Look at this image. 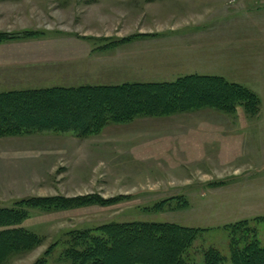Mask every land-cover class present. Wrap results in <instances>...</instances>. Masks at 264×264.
I'll return each mask as SVG.
<instances>
[{
	"label": "rangeland",
	"instance_id": "rangeland-1",
	"mask_svg": "<svg viewBox=\"0 0 264 264\" xmlns=\"http://www.w3.org/2000/svg\"><path fill=\"white\" fill-rule=\"evenodd\" d=\"M203 2L0 0V35L6 37L0 42V59L12 56L6 53L7 48L24 51L35 44H40L42 47L36 48L41 49L53 43L75 44L74 54L94 60L89 65L37 66L10 73L0 68L3 69L0 92L10 87L43 86L41 80L49 76H55V84H68L65 74L74 70L80 73L79 79L87 77L88 72L94 76L101 73L102 84L173 81L179 77L175 76L178 71L162 70L173 55L163 50L157 52L160 46L156 40L161 34L168 37L165 33L170 26L189 25L193 13L205 10ZM237 18L244 16L242 13L228 16L232 21ZM188 31L187 26L176 33ZM239 54L243 56L239 57L240 70L224 69L216 75L257 94L260 108L252 118L241 107L230 115L205 109L109 124L86 138L70 132L0 137V207L46 197L79 198L81 203L87 202L78 205V201H72L57 209H28L27 219L19 227L34 233L41 241L32 250L14 254L2 264H33L54 243L57 245L47 264H61L57 259L64 248L61 241L66 233L135 220L205 229L191 249L190 256L196 264H203L202 251L211 247L229 257L230 236L227 227H222L224 224L248 220L246 225L252 234L243 235L246 232L242 229L235 237L238 240L243 235L246 241L256 238L264 247V219L254 220L264 217V48L244 47ZM180 62L184 66L177 69L187 72L188 64ZM154 74L160 76H149ZM22 76L27 81L21 86L17 82L3 83ZM205 113L211 115L203 116ZM193 117L227 121L215 123L218 126L213 129L218 132L212 133L214 152L219 153V146L224 157L214 158L211 166H201L208 179L213 180L206 183L208 186L188 166L189 160L182 162L173 151L166 154L173 157L166 159L164 153L155 150L160 145L173 146L186 129L166 122L190 121ZM243 244L242 240L238 243L239 247Z\"/></svg>",
	"mask_w": 264,
	"mask_h": 264
},
{
	"label": "trees",
	"instance_id": "trees-1",
	"mask_svg": "<svg viewBox=\"0 0 264 264\" xmlns=\"http://www.w3.org/2000/svg\"><path fill=\"white\" fill-rule=\"evenodd\" d=\"M5 38L0 35V42ZM238 107L253 117L259 112L260 100L245 86L216 75L186 74L173 81L12 89L0 92V137L70 132L86 138L109 124L136 118L169 117L201 109L230 115ZM69 199L32 198L0 207V264L39 245L41 239L37 235L19 227L27 219L28 209H57L72 201H78V205L87 203H81L79 198ZM259 219L264 217L254 218ZM247 223L248 220H240L224 224L222 227H227L230 236L229 257L211 247L202 251L203 264H264V247L256 238L244 239L243 235L252 234ZM242 229L246 233L237 240L235 235ZM203 231L140 220L72 230L61 241L64 248L57 263L196 264L190 253ZM240 240L244 241L242 247L238 245ZM56 245H51L33 264H47Z\"/></svg>",
	"mask_w": 264,
	"mask_h": 264
},
{
	"label": "crops",
	"instance_id": "crops-1",
	"mask_svg": "<svg viewBox=\"0 0 264 264\" xmlns=\"http://www.w3.org/2000/svg\"><path fill=\"white\" fill-rule=\"evenodd\" d=\"M202 6L205 9V13H203L204 11L196 12L195 14L193 13L189 25L183 26L181 24H175L174 26H170L171 28L168 29L169 32L165 33L168 35V37L161 34V36L157 38L156 45L160 46L157 52L163 50V53L173 55V60L169 59L167 61L169 63H167L162 70H177L178 72L175 76L179 77L183 74L216 75L224 69L236 71L241 69V66L239 65V57L242 58L243 56H240L239 54L240 49L244 47L264 48V0H204ZM202 6H200L201 10L203 9ZM191 7L193 9L194 5ZM196 8H198L197 5ZM194 11L195 10L193 9V12ZM238 13H242L244 18H237L238 20L235 21H232V18L228 19L229 15ZM187 26L189 30L188 34L176 33L183 30V28ZM163 29L164 28H162V30ZM11 43H17V41H13ZM187 45L188 50L186 49ZM38 46L42 47L40 44H35L31 46L32 48L28 47L31 49H27L24 51H15L12 48H7L6 53H11L12 56L8 55L7 57H5V59H0V64L3 65L0 66V68H4L5 70H7V72L10 73L17 71L20 72L22 69L37 66L44 67L74 65L78 63L89 65L94 62L93 57L83 58V55H81L83 57L78 56L79 53L74 54V49L76 47L75 44H72L71 46H65L49 43L48 47L37 49L36 47ZM53 46L62 48L56 49L52 48ZM20 47H25V45H20ZM171 50H173V53L171 52ZM174 55L179 57V59ZM262 60H264V55L262 56ZM142 61L143 60L139 62H141L142 64ZM180 61L188 64L187 68L189 70L187 72H182L177 69V67L179 69H182V66H184ZM97 62L101 63L99 60H97ZM100 66L101 65L99 64V67ZM51 69L54 70V67H51ZM142 72H145V70H143ZM79 74L80 73L76 72V70L66 73L64 80L66 82H69L68 84L53 83L55 81V76L45 77L43 80H41L42 83H44L43 86H31V88L51 87L58 85H77L75 83L102 84V82L99 81L101 80V78H103V75L101 73L95 74L94 76L93 72H88L89 75L83 79H79ZM142 76L144 75L142 74ZM149 76L160 75L154 74ZM22 77L23 78L17 77L12 78V80H4L3 83L17 82L18 86H21L19 84L27 81L26 76ZM21 87H15V89ZM11 88L13 87H10L9 90H12ZM191 112L193 113V111ZM206 115L211 114L205 113L203 116ZM220 121V119L215 120L209 119L207 117H193L190 121L166 122L175 123L176 126L180 125L182 127H185L186 129L181 132L182 136L180 138V141L177 140L176 142L172 143L173 146L160 145L159 148L155 150H157V152L164 153L166 159H171L173 157L166 154L171 153L172 151L176 152V158H178L179 160L181 159L182 162L186 163L185 160H189L188 166L194 168V172L198 177L202 176V184L209 183L213 180H211V177L210 179H208L207 172L204 171L201 166H203L204 164H208L209 166H211L214 163V158H217V156L220 158L224 157V152L222 149L220 150L219 146L218 154H215L214 151L216 148L215 146H212V137L213 134H215L213 132H218L216 130L218 125H216L215 123H219ZM221 122H223L224 124L227 123V121ZM213 127L216 128L213 129ZM210 138L211 143L209 141ZM184 163H182L181 165H183Z\"/></svg>",
	"mask_w": 264,
	"mask_h": 264
}]
</instances>
